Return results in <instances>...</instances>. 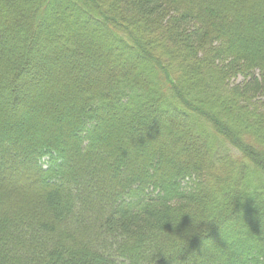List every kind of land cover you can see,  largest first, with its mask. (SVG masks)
<instances>
[{
	"label": "trees",
	"instance_id": "16d2710c",
	"mask_svg": "<svg viewBox=\"0 0 264 264\" xmlns=\"http://www.w3.org/2000/svg\"><path fill=\"white\" fill-rule=\"evenodd\" d=\"M0 264H264V0H0Z\"/></svg>",
	"mask_w": 264,
	"mask_h": 264
},
{
	"label": "rangeland",
	"instance_id": "374dc122",
	"mask_svg": "<svg viewBox=\"0 0 264 264\" xmlns=\"http://www.w3.org/2000/svg\"><path fill=\"white\" fill-rule=\"evenodd\" d=\"M240 80H242V77L241 76L238 78V81H240Z\"/></svg>",
	"mask_w": 264,
	"mask_h": 264
}]
</instances>
